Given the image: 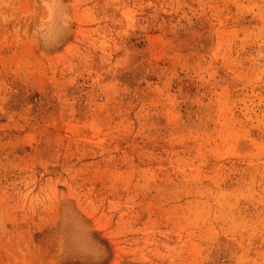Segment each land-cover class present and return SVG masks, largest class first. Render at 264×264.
<instances>
[{"label":"rangeland","instance_id":"rangeland-1","mask_svg":"<svg viewBox=\"0 0 264 264\" xmlns=\"http://www.w3.org/2000/svg\"><path fill=\"white\" fill-rule=\"evenodd\" d=\"M0 264H264V0H0Z\"/></svg>","mask_w":264,"mask_h":264}]
</instances>
